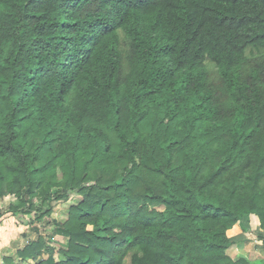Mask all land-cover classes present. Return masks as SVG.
Segmentation results:
<instances>
[{
    "label": "trees",
    "instance_id": "16d2710c",
    "mask_svg": "<svg viewBox=\"0 0 264 264\" xmlns=\"http://www.w3.org/2000/svg\"><path fill=\"white\" fill-rule=\"evenodd\" d=\"M7 196L41 207L5 264H253L227 233L264 243V0H0Z\"/></svg>",
    "mask_w": 264,
    "mask_h": 264
},
{
    "label": "rangeland",
    "instance_id": "374dc122",
    "mask_svg": "<svg viewBox=\"0 0 264 264\" xmlns=\"http://www.w3.org/2000/svg\"><path fill=\"white\" fill-rule=\"evenodd\" d=\"M70 201L69 202H52L50 205L51 208V219L53 220H57L59 222H66L68 219V212L71 206L73 205H77L79 200L81 199L80 196H78V194L76 192H71L70 194ZM34 204H33V213L32 215H28V216H24L23 212H25L29 207H22L19 203V201L13 197V196H7L5 198H3L2 200H0V214L4 215V219H9L7 220V226L9 227V229L14 228V226L16 227V229H19V231H17V234H19L18 236V242L17 244L21 247L24 246V244H26V239L25 237H23V232L26 231L25 234L29 235V238H35V234L33 233V229L31 227H29L28 229V225H30V222H32L35 219V216L38 215V211L36 210V208H40L41 207V202L39 199H35L34 200ZM18 208L20 211V214L16 217H12L11 215V208ZM47 210L46 207L42 208V212H45ZM41 213V212H40ZM37 214V215H36ZM48 221H46L45 223H37V228H39V232L43 235V236H50L52 234V232L54 231V226L50 225L49 223H47ZM33 226V225H32ZM34 226V227H36ZM257 226H258V222L256 221V219H251V221H247L246 219H244V221L241 224V231H242V227L246 228L249 231V242L245 243V244H241L238 246H235L233 248H231L227 254L232 258V259H236L239 256H244L246 257L251 263L253 264H261V250L264 248V245H262L260 243V239H258L257 237ZM91 229V228H90ZM53 242L50 244L52 245L54 248L57 249H62V248H66L67 244H68V239L62 238V237H54L53 238ZM16 242L12 244L11 248H10V256L15 257L17 252L16 249L19 247H16ZM44 258H47V254H45L43 256ZM58 258V257H57ZM32 264V263H30ZM126 264H130V259H127Z\"/></svg>",
    "mask_w": 264,
    "mask_h": 264
},
{
    "label": "crops",
    "instance_id": "0c3cea01",
    "mask_svg": "<svg viewBox=\"0 0 264 264\" xmlns=\"http://www.w3.org/2000/svg\"><path fill=\"white\" fill-rule=\"evenodd\" d=\"M4 218V216L0 217V264H5V258L13 257L10 256V248L13 243L16 242V247L19 246L17 244L19 236V234H17V231H19V229H16L17 226H14V228L9 229L10 226L8 227L6 223L9 219L5 220ZM241 233V225L238 224L232 230L228 231L227 234L228 237H235L240 235ZM22 247L23 246H19L16 249V252ZM262 263H264V248L261 250V264Z\"/></svg>",
    "mask_w": 264,
    "mask_h": 264
},
{
    "label": "built area",
    "instance_id": "2783aa9c",
    "mask_svg": "<svg viewBox=\"0 0 264 264\" xmlns=\"http://www.w3.org/2000/svg\"><path fill=\"white\" fill-rule=\"evenodd\" d=\"M260 243H261L262 245H264V243H263L262 241H260Z\"/></svg>",
    "mask_w": 264,
    "mask_h": 264
}]
</instances>
